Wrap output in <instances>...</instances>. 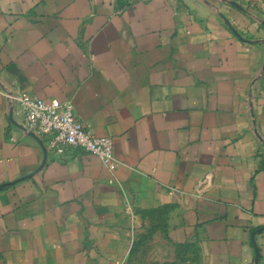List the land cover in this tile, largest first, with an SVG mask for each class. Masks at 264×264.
<instances>
[{
	"label": "crops",
	"instance_id": "1",
	"mask_svg": "<svg viewBox=\"0 0 264 264\" xmlns=\"http://www.w3.org/2000/svg\"><path fill=\"white\" fill-rule=\"evenodd\" d=\"M0 89L72 100L116 161L0 90V264H264V0H0Z\"/></svg>",
	"mask_w": 264,
	"mask_h": 264
},
{
	"label": "built area",
	"instance_id": "2",
	"mask_svg": "<svg viewBox=\"0 0 264 264\" xmlns=\"http://www.w3.org/2000/svg\"><path fill=\"white\" fill-rule=\"evenodd\" d=\"M2 90V89H0ZM8 99V111L23 115L22 127L36 137L46 151L62 155L71 147L96 154L110 168L115 165L113 138L94 133L76 115L72 100L40 97L2 90Z\"/></svg>",
	"mask_w": 264,
	"mask_h": 264
},
{
	"label": "water",
	"instance_id": "3",
	"mask_svg": "<svg viewBox=\"0 0 264 264\" xmlns=\"http://www.w3.org/2000/svg\"><path fill=\"white\" fill-rule=\"evenodd\" d=\"M235 3V2H234ZM236 4V3H235ZM46 151V150H45Z\"/></svg>",
	"mask_w": 264,
	"mask_h": 264
}]
</instances>
